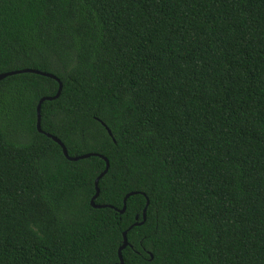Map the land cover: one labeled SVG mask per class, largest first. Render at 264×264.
I'll use <instances>...</instances> for the list:
<instances>
[{"label":"trees","instance_id":"obj_1","mask_svg":"<svg viewBox=\"0 0 264 264\" xmlns=\"http://www.w3.org/2000/svg\"><path fill=\"white\" fill-rule=\"evenodd\" d=\"M23 68L63 89L40 132L59 82L0 80V264H119L147 199L125 264H264V0H0Z\"/></svg>","mask_w":264,"mask_h":264},{"label":"water","instance_id":"obj_2","mask_svg":"<svg viewBox=\"0 0 264 264\" xmlns=\"http://www.w3.org/2000/svg\"><path fill=\"white\" fill-rule=\"evenodd\" d=\"M27 72H30V73H37V74H42V75H45V76H48V77H51L53 79H56L60 86H59V90H58V93L55 95V96H45L43 98H41V100L39 101V104L37 106V128L40 132H44L43 129H42V126H41V106H42V103L45 101V100H54V99H57L60 95H61V92H62V89H63V84L61 82V80L54 74L52 73H48V72H43V71H40V70H37V69H34V68H23V69H20V70H14V71H10V72H4V73H1L0 74V80L2 79H5L6 77H9V76H12V75H15V74H19V73H27ZM108 132L110 134L111 131L108 130ZM47 136L53 138L56 142H58L62 148H63V152L65 154V156L71 160V161H78L80 159H84V158H88L90 156H93V155H98V154H84V155H80V156H70L69 155V152H68V149L67 147L65 146V144L57 137V136H54L50 133H46ZM102 156V155H101ZM105 160H106V168L105 170L97 177V179L95 180V187H96V194L93 196L92 200H91V203L94 207L96 208H102V207H106L107 205H99V204H96L95 203V200L99 197V194H100V187H99V182H100V179L108 172L109 170V167H110V163H109V160L107 159V157L105 156H102ZM136 192H130L128 193L126 196H125V199H124V207L123 209L120 211L121 213H124L125 210H126V207H127V200L128 198L135 194ZM150 204V201L149 199H147V205L146 207L144 208V211H143V221L141 222H135L133 225H131L127 230H125L123 232V244L121 245V247L119 248L118 250V255H119V259H120V262L119 264H125V261H124V258H123V254H122V251L128 246V237H127V234H128V231L130 229H132L134 226H138V225H141L145 222L146 220V214H147V209H148V206ZM137 219H138V216H137Z\"/></svg>","mask_w":264,"mask_h":264}]
</instances>
